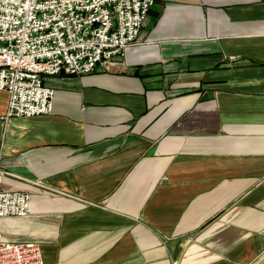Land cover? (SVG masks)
I'll list each match as a JSON object with an SVG mask.
<instances>
[{
  "label": "crops",
  "instance_id": "crops-1",
  "mask_svg": "<svg viewBox=\"0 0 264 264\" xmlns=\"http://www.w3.org/2000/svg\"><path fill=\"white\" fill-rule=\"evenodd\" d=\"M108 69L0 119V220L44 264H264V0H153ZM8 94L0 91V117Z\"/></svg>",
  "mask_w": 264,
  "mask_h": 264
},
{
  "label": "built area",
  "instance_id": "built-area-1",
  "mask_svg": "<svg viewBox=\"0 0 264 264\" xmlns=\"http://www.w3.org/2000/svg\"><path fill=\"white\" fill-rule=\"evenodd\" d=\"M153 0H0V91L8 94L2 120L52 112L46 78L108 69L136 43ZM0 220L30 212V194L3 187ZM0 264H44L35 242L9 241L0 232Z\"/></svg>",
  "mask_w": 264,
  "mask_h": 264
}]
</instances>
